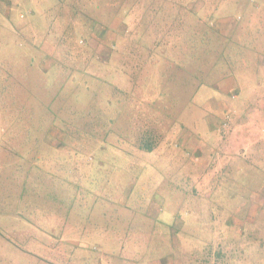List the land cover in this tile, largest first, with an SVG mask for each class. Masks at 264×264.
<instances>
[{
  "label": "rangeland",
  "instance_id": "rangeland-1",
  "mask_svg": "<svg viewBox=\"0 0 264 264\" xmlns=\"http://www.w3.org/2000/svg\"><path fill=\"white\" fill-rule=\"evenodd\" d=\"M230 1L174 0L157 23L146 9L162 0H0V199L20 200L35 178L23 157L43 142L64 180L18 203L54 196L64 226L85 206L79 236L22 241L33 264H264V0ZM159 33L167 56L155 49L152 68L147 37ZM58 60L59 77L80 73L79 101L73 76L63 88L48 71ZM221 82L240 88L221 96ZM189 133L218 140L206 164Z\"/></svg>",
  "mask_w": 264,
  "mask_h": 264
},
{
  "label": "crops",
  "instance_id": "crops-1",
  "mask_svg": "<svg viewBox=\"0 0 264 264\" xmlns=\"http://www.w3.org/2000/svg\"><path fill=\"white\" fill-rule=\"evenodd\" d=\"M230 2L235 5L234 1H230ZM217 13L222 14L223 13L222 9L217 10ZM1 15H5V13ZM248 15L252 16L250 15L249 11H248ZM32 60L33 59L31 58L26 59V62L33 63ZM34 64L36 65V63ZM219 86H220L219 91L221 96L225 94H230L234 90H238L240 88L237 83H235L234 86L232 84L226 86V83L221 82ZM211 111L216 116L218 112L217 109L216 112L215 110H211ZM213 121L214 120L212 119L211 122L213 123ZM211 122H209V125L212 124ZM217 127H218L217 129H219L221 126L217 124ZM212 129H215V125L212 126ZM191 135H193V133H189L186 136L184 135L183 137L185 138V148H191L192 157L194 155L193 154V151H195L194 149H199L200 157L198 158L194 157V163L199 162V164L200 163L206 164V162H208V159H211V157L212 156L214 157V155L216 154L215 144L218 140L213 139L215 140L213 141L210 140L209 138L204 140L201 137L192 136V142H190L189 138H191L190 137ZM49 157H50L49 158L50 163L44 162V155L38 154L36 155V157H31V159L32 160L34 159L35 161H33L31 167H29L28 170H24V173L29 176L31 175V173H33L35 175L34 176L35 178L33 180L27 179L26 184L25 181H23L22 184L24 185L21 184V191L24 192V194L20 196L19 201H10V200L4 201L3 200L4 198L0 199V264H33V262H35L32 256L37 257V254L33 252H29L30 250L24 248L22 246V241H24V243L26 241H33V242L37 241L39 242L38 245H40L41 239L42 238L44 239V237L49 238L50 241H54V240L62 241V239H60L56 235H60L61 237H63L70 234V236H74V234L76 233V235L79 236L81 233L85 232V228H83V226L77 225L75 222L76 206H79L78 208L81 209L82 207H85L82 206L83 203L77 205L73 204L72 207L74 210L69 212L67 216V226H64L65 219L62 218L57 212L60 207L59 200L56 201V206H55L54 202L56 197L54 196H52L53 201L41 200L39 204L37 202L31 203V201L30 202L25 201L28 204V206L26 207L18 203L23 201L22 199L25 198V193L27 192V189H29L30 185H32L33 195H36V197L39 194L38 186H42L44 187V189H46V187L49 184H52V188L53 185L56 184L57 187L55 190L58 191L59 183L63 182L64 180V178L57 179L58 177H60V171H63L62 169H60V167H62V164L59 162L58 154L49 155ZM65 159L66 161H68L69 155H67ZM70 172L71 171H69V173ZM71 175H74V168H72ZM65 179H67L68 183L73 184V182L68 178ZM73 197L74 195H72V198ZM29 204H32L31 206H35L37 210L34 212L30 211L29 213H27V208L31 207L29 206ZM49 204H51V207H49ZM47 223H50V225H52L51 228H46L47 226L44 227ZM56 224L57 225L61 224V230H58V227H55ZM53 225H54V229H52ZM19 241L20 243L18 244ZM73 244H76V242H73ZM80 245L81 247H84L86 244L81 243ZM11 246L14 249H10ZM44 247H45L44 244H41V249H43ZM53 247L54 246H50V248H45V249H47L48 251H54ZM38 259H41V257H39Z\"/></svg>",
  "mask_w": 264,
  "mask_h": 264
},
{
  "label": "trees",
  "instance_id": "trees-1",
  "mask_svg": "<svg viewBox=\"0 0 264 264\" xmlns=\"http://www.w3.org/2000/svg\"><path fill=\"white\" fill-rule=\"evenodd\" d=\"M152 1V0H151ZM161 1V0H160ZM172 1H174V0H162V2H160L158 5H157V7H156V9H155V11H150V10H148V9H146V13H148V16L149 17H152V16H154L155 17V21H157V23H163V20H165V17H169L170 19H172V16H174V15H172V12H171V2ZM246 0H244V2H243V0H235V2L234 3H236V7L237 8H239V11L240 10H242V7H240V6H243V7H245V8H247L249 5V1H248V4H247V2H245ZM243 2V3H242ZM183 4H181V5H178V6H182ZM177 6V7H178ZM137 8H140V6H138ZM177 10H179V9H177ZM215 11L217 12V9H215ZM215 12V13H216ZM244 15H246V13H245V11H244ZM176 16H178V15H176ZM246 17H247V15H246ZM151 18H150V23H149V25H147L146 26V30H147V28H149L150 26H151V24H152V22H151ZM112 21L113 22H111V25H113L112 23H114L115 22V17L112 19ZM154 21V22H155ZM141 25V24H140ZM142 25H141V29H142ZM153 30L155 31V30H157V27L155 26V27H153ZM153 31V32H154ZM161 32V31H160ZM152 38H150V37H147V42H148V48H149V51H150V55L148 56L149 57V59H148V62H149V64L151 65V67L152 68H154V67H156L157 65H159V64H161V60H155V54H154V50L156 49L157 51H162V55H164V56H167V50H165L164 48H162V47H160V45H161V42L163 41V39L166 37V35H164V34H162V33H159V34H151L150 35ZM203 40V39H202ZM34 46H35V43H34ZM162 46H163V44H162ZM56 49H57V47H55ZM26 59H30V58H24L23 60L26 62ZM40 62V61H39ZM62 61H59L58 60V62H56L48 71H51V70H53V72L56 74V78L58 79V82H59V87H63L64 88V86L66 85V84H68V81H69V77H71V76H73L74 77V79L73 80H71V83H72V85H73V88H72V90H70L69 91V94H68V97H73V98H75L77 101H79L80 99H81V95H80V93L79 92H77L76 90H75V88H77V87H79V72L78 71H72L71 73H70V75H68V76H66L67 75V73L66 74H64V76H66V77H64V76H61V77H59V74H58V68H60L61 67V65H62V67H63V62L61 63ZM65 62V61H64ZM39 68V67H38ZM40 69V68H39ZM48 71H46V72H48ZM65 71V70H64ZM119 71V70H118ZM12 72V71H11ZM14 73V72H13ZM13 73H11V74H9L8 76H10V77H13ZM42 73V72H41ZM76 73V74H75ZM119 73H120V71H119ZM121 75H120V78H122L123 77V74H125L124 72H123V74L122 73H120ZM165 74V73H164ZM124 79H125V76H124ZM23 81V80H22ZM118 82H119V80H117ZM62 83L64 84V86L62 85ZM21 86L24 88V81L23 82H21ZM63 88L61 89V90H58L57 91V97H55L56 99H58V97L59 96H64V93H63ZM59 93V94H58ZM112 106V103H110V105H109V107H111ZM28 133H27V135L23 138V140L25 141V140H30V141H33V140H35V141H39L40 142V138L39 137H37L36 135H33L34 134V132H33V134L31 133V131H27ZM23 141V142H24ZM41 144H43V142H40V147H37L36 148V150L35 151H32V149H31V151H32V153H30L29 155H28V153H25V156L23 157V158H28V160H32L31 159V157H36V155H46V154H44V153H41V149H42V146H41ZM153 146L151 145V144H145V145H143L142 146V150H144V151H146V152H153ZM33 161H35L34 159L32 160V162L30 163V165H29V167L32 165V163H33ZM23 170V169H22ZM29 179V178H28ZM27 179H25L24 181H25V184L27 183V181H26ZM22 185H24V184H22Z\"/></svg>",
  "mask_w": 264,
  "mask_h": 264
}]
</instances>
